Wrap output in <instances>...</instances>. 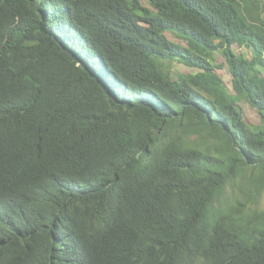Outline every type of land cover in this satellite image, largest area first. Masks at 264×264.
I'll list each match as a JSON object with an SVG mask.
<instances>
[{
  "label": "trees",
  "instance_id": "16d2710c",
  "mask_svg": "<svg viewBox=\"0 0 264 264\" xmlns=\"http://www.w3.org/2000/svg\"><path fill=\"white\" fill-rule=\"evenodd\" d=\"M261 11L0 0V264H264Z\"/></svg>",
  "mask_w": 264,
  "mask_h": 264
},
{
  "label": "rangeland",
  "instance_id": "374dc122",
  "mask_svg": "<svg viewBox=\"0 0 264 264\" xmlns=\"http://www.w3.org/2000/svg\"><path fill=\"white\" fill-rule=\"evenodd\" d=\"M262 2V11H261V18L264 19V0H261ZM144 4V3H143ZM166 38L175 44H180V45H185L184 41H181L179 39H177L176 37L170 35L169 33H165ZM232 50L234 51L235 54L238 55H242L246 58L250 57V54L248 53V51L244 48H238L236 45L232 46ZM212 59H213V63L216 65H222L224 64V60L223 57L221 56V54H219L218 52H214L212 54ZM173 72H182V73H195L197 72L196 69L193 68H188L185 67L184 65L174 62L173 63ZM216 74L218 76L221 77L224 85L226 86V88L228 89V91L231 94H234V92L232 91L231 88V78L230 75L226 69V67L223 65L222 69H216L215 70ZM237 105L243 115V118L245 120V122L251 126H260L261 124V119L259 114L257 113V111L255 109H253L252 107H250L244 100L240 99L237 102ZM262 204L264 205V196L262 199Z\"/></svg>",
  "mask_w": 264,
  "mask_h": 264
}]
</instances>
